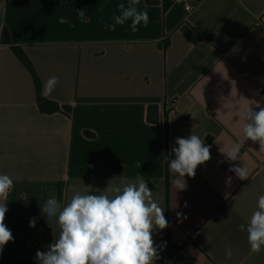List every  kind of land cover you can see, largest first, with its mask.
Masks as SVG:
<instances>
[{
	"label": "crops",
	"instance_id": "obj_1",
	"mask_svg": "<svg viewBox=\"0 0 264 264\" xmlns=\"http://www.w3.org/2000/svg\"><path fill=\"white\" fill-rule=\"evenodd\" d=\"M119 3L129 0H0V174L14 182L5 219L14 240L0 264H37L36 252L58 239L55 218L41 211L51 196L64 206L86 186L105 190L137 177L170 220L153 232L156 264L167 259L168 241L195 264H264V249L252 253L239 228L264 195V153L251 140L243 160L220 151L242 136V113L264 107V0H140L149 23L136 33L131 21L106 30ZM12 48L29 60L41 91L59 78L44 97L59 112L39 111L31 75ZM192 132L211 159L178 191L165 149L174 158L175 140ZM233 165L247 167L249 178L240 180Z\"/></svg>",
	"mask_w": 264,
	"mask_h": 264
},
{
	"label": "clouds",
	"instance_id": "obj_2",
	"mask_svg": "<svg viewBox=\"0 0 264 264\" xmlns=\"http://www.w3.org/2000/svg\"><path fill=\"white\" fill-rule=\"evenodd\" d=\"M139 4L140 0H129L127 5L119 3V15L112 17L113 23L105 25L106 30L115 31L117 25L123 26L128 21H131L133 33L139 31L138 26L141 24L146 27L149 23L147 6L141 9ZM77 15L83 21L86 14L80 10ZM58 22L75 27L64 17H60ZM2 33L3 27L0 26ZM58 80V77L53 76L45 81L41 95H51ZM256 107L258 111L249 107L242 113L241 118L245 121L242 136L227 151L220 149L227 160H243L241 148L249 140L258 142V153H264V107L259 104ZM175 145L172 148L174 158L165 159L170 174L175 177L172 180L173 187L183 191L187 187L184 178H194L198 166L211 159L210 146L193 132L187 138H177ZM229 170L240 180H247L250 175L244 165H233ZM13 187V179L7 174H0V252L14 240L5 224L8 211L6 202ZM86 187L88 191L85 194L75 193L64 206L55 196L46 200L41 211L48 219L55 218L59 237L48 245L46 251L36 252L37 264H156L159 255L153 232L155 229L167 228L168 221L165 209L154 198V192L145 179L137 177L135 182L115 187L109 182L105 190ZM35 225L36 220L33 218L29 227L34 228ZM239 228L247 232L252 253L264 249V195L258 197L257 208L247 225L241 224ZM226 256H232L230 247L226 249Z\"/></svg>",
	"mask_w": 264,
	"mask_h": 264
},
{
	"label": "trees",
	"instance_id": "obj_3",
	"mask_svg": "<svg viewBox=\"0 0 264 264\" xmlns=\"http://www.w3.org/2000/svg\"><path fill=\"white\" fill-rule=\"evenodd\" d=\"M3 36H4V33H3ZM12 51L15 54V56L17 57V59L20 61V63L23 65V67L31 75V78L33 80V84L35 87V91H36V100H37V106H38L39 111L43 114H52V113L59 112V108L55 103L46 100L41 95V83H40L31 63L26 58L24 53L18 48H12ZM262 94H264V91H262ZM146 120H147V123H149V124L156 123V121H157V108L156 107H154V106L148 107ZM165 139L167 142V129L166 128H165ZM165 157H168L167 145H166V149H165ZM167 164H168V162L165 159L166 173H167V169H168ZM166 187L168 188V179L167 178H166ZM167 221H168V223L170 222L168 217H167ZM167 248H168V252H170L171 249H174L176 247H174L168 241L167 242ZM188 259L191 262V264H195V262L190 257Z\"/></svg>",
	"mask_w": 264,
	"mask_h": 264
},
{
	"label": "rangeland",
	"instance_id": "obj_4",
	"mask_svg": "<svg viewBox=\"0 0 264 264\" xmlns=\"http://www.w3.org/2000/svg\"><path fill=\"white\" fill-rule=\"evenodd\" d=\"M189 257L184 253L180 252V248L171 249L165 262L162 264H191L188 259Z\"/></svg>",
	"mask_w": 264,
	"mask_h": 264
},
{
	"label": "built area",
	"instance_id": "obj_5",
	"mask_svg": "<svg viewBox=\"0 0 264 264\" xmlns=\"http://www.w3.org/2000/svg\"><path fill=\"white\" fill-rule=\"evenodd\" d=\"M186 10H187V12H191L192 11V7L191 6H187Z\"/></svg>",
	"mask_w": 264,
	"mask_h": 264
}]
</instances>
